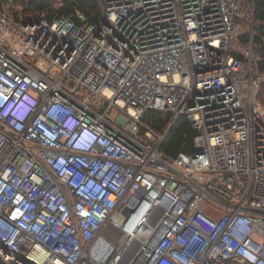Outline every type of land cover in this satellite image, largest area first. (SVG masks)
I'll return each instance as SVG.
<instances>
[{
    "label": "built area",
    "instance_id": "obj_1",
    "mask_svg": "<svg viewBox=\"0 0 264 264\" xmlns=\"http://www.w3.org/2000/svg\"><path fill=\"white\" fill-rule=\"evenodd\" d=\"M96 3L95 20H16L0 6V256L264 264L255 0ZM148 111L187 117L194 151L163 153Z\"/></svg>",
    "mask_w": 264,
    "mask_h": 264
},
{
    "label": "trees",
    "instance_id": "obj_2",
    "mask_svg": "<svg viewBox=\"0 0 264 264\" xmlns=\"http://www.w3.org/2000/svg\"><path fill=\"white\" fill-rule=\"evenodd\" d=\"M0 0L1 8L8 11L16 20H31L44 14L49 20L57 16H72L76 12H84L90 20L96 19V0ZM255 58L260 71L264 72V0H255ZM246 31V30H244ZM240 42H248L249 35H240ZM235 55L241 56L240 51ZM264 93V81L260 85L259 97ZM144 122L155 131L165 134L160 144V150L167 156L176 157L179 153H192L194 151V136L197 131L193 128L187 117H181L173 123L174 117L167 112L148 111ZM172 123L174 125H172ZM183 124V127L180 125ZM171 127L170 130H168ZM0 264H6L0 256ZM223 264H247L234 260H227Z\"/></svg>",
    "mask_w": 264,
    "mask_h": 264
},
{
    "label": "rangeland",
    "instance_id": "obj_3",
    "mask_svg": "<svg viewBox=\"0 0 264 264\" xmlns=\"http://www.w3.org/2000/svg\"><path fill=\"white\" fill-rule=\"evenodd\" d=\"M243 3H245V2L241 3V6L243 7V8H241V12H242L243 17L241 18L240 21L238 20V23L239 22L241 23L240 30H249L250 25H249L248 21H246V17H247L246 14L248 13L249 9H248V6L243 5ZM261 97L263 98L262 100H264V93H263V95H261ZM111 114L112 115H110V116L113 117V118H111L112 120L118 121L121 125H123L125 117H126L125 115H120L118 112H114V111H112ZM180 126L183 127V124H181Z\"/></svg>",
    "mask_w": 264,
    "mask_h": 264
},
{
    "label": "clouds",
    "instance_id": "obj_4",
    "mask_svg": "<svg viewBox=\"0 0 264 264\" xmlns=\"http://www.w3.org/2000/svg\"><path fill=\"white\" fill-rule=\"evenodd\" d=\"M78 142L81 144H92L93 143V136L88 132L83 131L78 139Z\"/></svg>",
    "mask_w": 264,
    "mask_h": 264
},
{
    "label": "bare ground",
    "instance_id": "obj_5",
    "mask_svg": "<svg viewBox=\"0 0 264 264\" xmlns=\"http://www.w3.org/2000/svg\"><path fill=\"white\" fill-rule=\"evenodd\" d=\"M142 212H144V210ZM151 222H152V215L148 219V223H151Z\"/></svg>",
    "mask_w": 264,
    "mask_h": 264
},
{
    "label": "water",
    "instance_id": "obj_6",
    "mask_svg": "<svg viewBox=\"0 0 264 264\" xmlns=\"http://www.w3.org/2000/svg\"><path fill=\"white\" fill-rule=\"evenodd\" d=\"M178 119H179V118H178ZM178 119H176L173 123L175 124V122H177ZM173 123H172V125H174ZM170 129H171V127H170L168 130H170ZM165 136H166V133H165ZM165 136H164V137H165Z\"/></svg>",
    "mask_w": 264,
    "mask_h": 264
}]
</instances>
